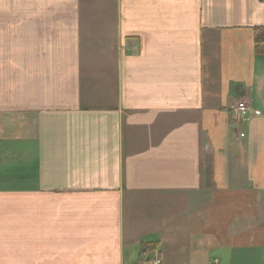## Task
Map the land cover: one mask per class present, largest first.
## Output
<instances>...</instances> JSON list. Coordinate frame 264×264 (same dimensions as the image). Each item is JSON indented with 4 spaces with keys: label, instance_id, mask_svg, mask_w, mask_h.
Listing matches in <instances>:
<instances>
[{
    "label": "crops",
    "instance_id": "obj_1",
    "mask_svg": "<svg viewBox=\"0 0 264 264\" xmlns=\"http://www.w3.org/2000/svg\"><path fill=\"white\" fill-rule=\"evenodd\" d=\"M256 27L264 0H0V264H264Z\"/></svg>",
    "mask_w": 264,
    "mask_h": 264
},
{
    "label": "built area",
    "instance_id": "obj_2",
    "mask_svg": "<svg viewBox=\"0 0 264 264\" xmlns=\"http://www.w3.org/2000/svg\"><path fill=\"white\" fill-rule=\"evenodd\" d=\"M235 112L238 120L242 122L248 121L251 116V108L244 102L238 104L235 109ZM146 264H162V261L158 257H155L149 260Z\"/></svg>",
    "mask_w": 264,
    "mask_h": 264
},
{
    "label": "trees",
    "instance_id": "obj_3",
    "mask_svg": "<svg viewBox=\"0 0 264 264\" xmlns=\"http://www.w3.org/2000/svg\"><path fill=\"white\" fill-rule=\"evenodd\" d=\"M254 50L256 54L264 55V27H256Z\"/></svg>",
    "mask_w": 264,
    "mask_h": 264
}]
</instances>
